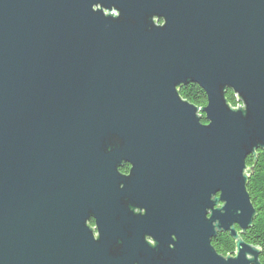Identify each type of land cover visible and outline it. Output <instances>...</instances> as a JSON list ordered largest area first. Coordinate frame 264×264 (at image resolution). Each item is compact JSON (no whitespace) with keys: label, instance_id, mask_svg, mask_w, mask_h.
<instances>
[{"label":"water","instance_id":"95a60500","mask_svg":"<svg viewBox=\"0 0 264 264\" xmlns=\"http://www.w3.org/2000/svg\"><path fill=\"white\" fill-rule=\"evenodd\" d=\"M262 148L264 0H0V264H263Z\"/></svg>","mask_w":264,"mask_h":264},{"label":"trees","instance_id":"16d2710c","mask_svg":"<svg viewBox=\"0 0 264 264\" xmlns=\"http://www.w3.org/2000/svg\"><path fill=\"white\" fill-rule=\"evenodd\" d=\"M178 92L183 99L197 107H202L207 102L205 91L197 83L184 84L178 88ZM225 98L231 106H236L239 103L236 95L229 88L225 91ZM200 121L206 122L204 114H201ZM245 161L251 168L246 189L255 208V213L251 225L241 234V238L260 249L259 261L264 264V148L256 150L254 156L248 155ZM234 242L235 240L225 231L217 233L212 244L220 254L226 255L233 253Z\"/></svg>","mask_w":264,"mask_h":264},{"label":"flooded vegetation","instance_id":"af4514ba","mask_svg":"<svg viewBox=\"0 0 264 264\" xmlns=\"http://www.w3.org/2000/svg\"><path fill=\"white\" fill-rule=\"evenodd\" d=\"M130 163H128V162H124L118 169H119V171L121 172V173H123V174H128L129 173V169H130ZM89 225L91 226V227H95V223H94V219L93 218H91L89 221ZM237 227V226H236ZM94 233V235L96 236V231H95V229H94V231H93ZM227 232V231H226ZM218 233H220V232H218ZM217 235V234H216ZM216 235L214 236V237H212L211 238V244H212V241L214 240V238L216 237ZM172 238V240H173V238L174 237H171ZM146 241H148L149 243H150V245L151 246H154L155 244H156V241L153 239V237H151V236H147L146 237ZM235 243V242H234ZM212 246L214 247V245L212 244ZM174 247V244H173V241L171 242V243H169V245H168V248H170V249H172ZM167 248V249H168ZM214 249H215V247H214ZM216 250V249H215ZM217 251V250H216ZM218 252V251H217ZM219 254H220V252H218Z\"/></svg>","mask_w":264,"mask_h":264}]
</instances>
